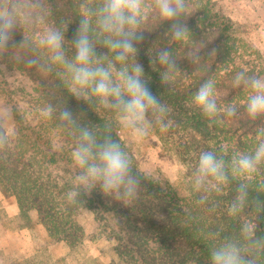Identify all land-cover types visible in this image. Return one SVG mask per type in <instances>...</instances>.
I'll return each instance as SVG.
<instances>
[{
	"label": "trees",
	"instance_id": "1",
	"mask_svg": "<svg viewBox=\"0 0 264 264\" xmlns=\"http://www.w3.org/2000/svg\"><path fill=\"white\" fill-rule=\"evenodd\" d=\"M81 2L48 0L51 9L48 24L59 26L70 22L65 33L66 41L72 39L78 26ZM194 2V12L186 19L192 40L183 43L167 40L164 32L168 25L164 24L154 31L144 32L136 56L149 78L150 91L169 106L167 117L184 131V137L170 145L160 128L154 129L162 151H167L170 146L178 161L187 164L184 194L166 180L149 177L141 182L140 198L129 205L104 196L99 188L90 195H81L82 206L69 204L66 192L72 185L74 141L67 132L58 130L59 111L65 106L74 116L82 114L77 119L98 128V135L103 134V125L111 114L101 110L98 115L83 100L69 95L54 73L46 75L35 68L13 65L7 55L0 60L6 70L15 71L30 82L32 94L29 95L34 96L33 102L29 101L24 109L14 102V90L3 80L0 68V95L8 101L12 122L17 129L16 139L7 149L0 150V191L4 196L14 197L21 217L27 218L29 212L34 211L49 238L64 242L71 249L88 241L90 233L76 221L77 215L84 210L94 214V222L102 223L99 225L101 237L114 244L116 259L122 264H209V247L213 241L239 237L240 220L228 213L235 183L226 186L221 193L208 195L204 203H198L204 193L194 192L190 185L191 171L201 151L211 150L230 158L236 152L251 150L257 142L255 124L247 121L244 102L239 99L244 89L231 86L233 75L242 68L227 60L228 42L234 34L230 22L225 20L218 26H198L199 21L211 18L215 6L210 0ZM22 38L17 30L14 41L18 43ZM168 45L176 50L178 57H182L177 61L182 72L169 86L161 84L158 72L163 69L157 65L154 71L149 64V52ZM198 47H201L199 55L202 60L193 65L183 56L186 51ZM104 51L97 48L98 54ZM208 78L216 81L217 102L221 108L228 102L240 107L236 117L225 116L222 123L216 124L192 106V94ZM49 103L56 109L50 120L42 118L39 113V109ZM121 132L119 139L124 146ZM133 167L138 171L134 163ZM246 215L251 220L258 216L257 235H264V211L258 213L246 209ZM258 264H264V257L259 258Z\"/></svg>",
	"mask_w": 264,
	"mask_h": 264
},
{
	"label": "clouds",
	"instance_id": "2",
	"mask_svg": "<svg viewBox=\"0 0 264 264\" xmlns=\"http://www.w3.org/2000/svg\"><path fill=\"white\" fill-rule=\"evenodd\" d=\"M193 12L192 0H82L78 26L72 39L66 41L70 22L49 25L48 0H0V60L7 55L13 65L35 68L46 75L54 73L69 95L83 100L98 115L101 110L111 114L103 134L98 135V128L77 119L82 114L74 116L65 106L59 111L58 130L67 132L74 141L72 185L66 192L69 204L82 206L81 195H90L97 188L104 196L126 205L140 198L141 182L149 175L134 171L119 131L126 132L132 141H143L157 127H169L170 108L150 91L149 78L136 59L138 46L145 31L164 24L168 25L164 32L167 40H192L186 19ZM17 30L23 37L18 43L14 41ZM98 47L105 51L98 54ZM200 48L186 51L183 57L193 65L200 63ZM149 56L154 71L157 65L163 69L158 72L162 85L169 86L182 72L177 66L182 57L171 45L157 47ZM231 86L247 93L243 112L247 121L255 124L257 142L251 150L236 152L230 158L201 151L191 171L190 185L194 192L204 193L198 200L204 203L208 195L221 193L235 183L228 213L240 220V235L213 241L209 264H258L264 257V235H257L258 216L248 219L246 209L264 211V76L242 69L233 75ZM217 100L213 78L204 80L191 96L192 106L212 123L238 115L236 103L228 102L221 108ZM55 112L50 103L39 109L40 116L49 120ZM14 135L0 119V150L10 146Z\"/></svg>",
	"mask_w": 264,
	"mask_h": 264
},
{
	"label": "rangeland",
	"instance_id": "3",
	"mask_svg": "<svg viewBox=\"0 0 264 264\" xmlns=\"http://www.w3.org/2000/svg\"><path fill=\"white\" fill-rule=\"evenodd\" d=\"M215 6L209 20L199 21L198 26H218L229 20L234 34L227 46V60L231 65L254 71L264 76V0H210ZM194 0L192 6H194ZM3 71L8 86L14 90L13 100L23 109L34 100L32 85L15 71ZM246 91L239 96L246 100ZM30 96V97H29ZM33 102V101H32ZM0 119H4L7 127L17 129L11 118L10 105L0 95ZM169 127L161 130L170 145L184 137V131L176 127L167 117ZM159 128V127H158ZM121 140L133 158L139 172L147 173L156 180H166L185 193L183 183L187 172V164H181L173 150L162 151L161 143L153 133L145 140L136 142L128 139L122 130ZM16 208V215L10 216L8 210ZM92 212L84 210L77 215L76 221L90 233V239L81 246L71 249L64 242L49 238L35 212L30 211L27 218L20 216L16 201L12 196H4L0 191V264H122L116 259L114 244L101 237L99 225L94 222ZM102 228V227H101Z\"/></svg>",
	"mask_w": 264,
	"mask_h": 264
},
{
	"label": "crops",
	"instance_id": "4",
	"mask_svg": "<svg viewBox=\"0 0 264 264\" xmlns=\"http://www.w3.org/2000/svg\"><path fill=\"white\" fill-rule=\"evenodd\" d=\"M8 211H10L9 213V215L10 216H15L16 215V208L13 210V207H10V210H8Z\"/></svg>",
	"mask_w": 264,
	"mask_h": 264
}]
</instances>
